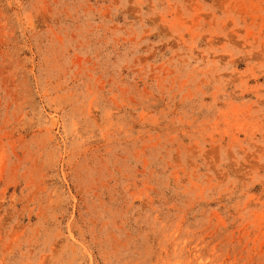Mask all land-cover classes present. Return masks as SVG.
Instances as JSON below:
<instances>
[{"label": "rangeland", "instance_id": "obj_1", "mask_svg": "<svg viewBox=\"0 0 264 264\" xmlns=\"http://www.w3.org/2000/svg\"><path fill=\"white\" fill-rule=\"evenodd\" d=\"M0 264H264V0H0Z\"/></svg>", "mask_w": 264, "mask_h": 264}]
</instances>
